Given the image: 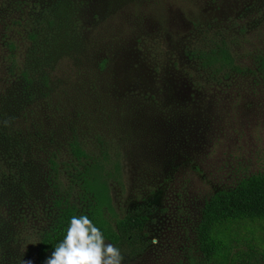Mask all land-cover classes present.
Segmentation results:
<instances>
[{"label":"rangeland","instance_id":"374dc122","mask_svg":"<svg viewBox=\"0 0 264 264\" xmlns=\"http://www.w3.org/2000/svg\"><path fill=\"white\" fill-rule=\"evenodd\" d=\"M220 47L247 70L202 67ZM261 56L264 0H0V264H39L60 207L99 201L111 223L154 207L122 264H211L204 202L264 173Z\"/></svg>","mask_w":264,"mask_h":264},{"label":"trees","instance_id":"16d2710c","mask_svg":"<svg viewBox=\"0 0 264 264\" xmlns=\"http://www.w3.org/2000/svg\"><path fill=\"white\" fill-rule=\"evenodd\" d=\"M196 57L204 68L217 71L228 68L239 73L247 70L236 64L226 47L200 52ZM256 69L264 73V56L256 60ZM72 151L75 155L82 154L77 144L72 145ZM153 211L151 203H139L111 223L100 201L83 212L64 204L41 236L37 247L38 263L45 264L54 248L63 241L73 215H87L103 232L105 240L120 249L123 260L136 258L150 244L145 226ZM195 242L203 260L211 264H235L242 259L241 253H246L239 250V246L246 244L251 251L258 242L264 244V173L246 176L229 189L215 191L201 209L195 226Z\"/></svg>","mask_w":264,"mask_h":264},{"label":"clouds","instance_id":"9594fccd","mask_svg":"<svg viewBox=\"0 0 264 264\" xmlns=\"http://www.w3.org/2000/svg\"><path fill=\"white\" fill-rule=\"evenodd\" d=\"M7 121L4 124L7 125ZM118 247L104 238L103 232L87 215L70 219L66 235L46 259L45 264H122ZM23 264H32L23 261Z\"/></svg>","mask_w":264,"mask_h":264}]
</instances>
